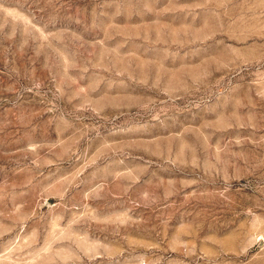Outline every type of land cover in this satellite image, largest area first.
Segmentation results:
<instances>
[{
    "label": "rangeland",
    "instance_id": "rangeland-1",
    "mask_svg": "<svg viewBox=\"0 0 264 264\" xmlns=\"http://www.w3.org/2000/svg\"><path fill=\"white\" fill-rule=\"evenodd\" d=\"M0 264H264V0H0Z\"/></svg>",
    "mask_w": 264,
    "mask_h": 264
}]
</instances>
